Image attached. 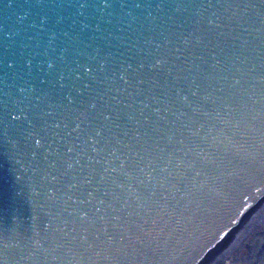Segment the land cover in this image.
Segmentation results:
<instances>
[{
	"label": "water",
	"instance_id": "water-1",
	"mask_svg": "<svg viewBox=\"0 0 264 264\" xmlns=\"http://www.w3.org/2000/svg\"><path fill=\"white\" fill-rule=\"evenodd\" d=\"M261 194L264 0H0V264H264Z\"/></svg>",
	"mask_w": 264,
	"mask_h": 264
},
{
	"label": "bare ground",
	"instance_id": "bare-ground-1",
	"mask_svg": "<svg viewBox=\"0 0 264 264\" xmlns=\"http://www.w3.org/2000/svg\"><path fill=\"white\" fill-rule=\"evenodd\" d=\"M262 201H264V194H261V196H259L258 197V201L256 202V203H254L253 205H252V209H247L246 211H245V213H246V215H245V218L256 208V206L258 205V204H260ZM244 213V214H245ZM243 218V220L245 219L244 217H242ZM242 218H239V220H237L236 221V223L235 224H233L232 225V227H231V229L228 231V233L226 234V237H225V239H223L222 241H221V243L220 244H223L224 243V241L226 240V238L228 237V235L237 227V224L240 222V219H242ZM242 220V221H243ZM241 221V222H242ZM240 222V223H241ZM239 223V224H240ZM238 224V225H239Z\"/></svg>",
	"mask_w": 264,
	"mask_h": 264
}]
</instances>
